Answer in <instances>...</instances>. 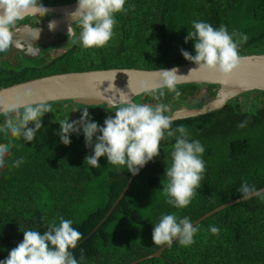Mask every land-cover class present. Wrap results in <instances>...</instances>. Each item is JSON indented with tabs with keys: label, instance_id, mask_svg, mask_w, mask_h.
Wrapping results in <instances>:
<instances>
[{
	"label": "trees",
	"instance_id": "1",
	"mask_svg": "<svg viewBox=\"0 0 264 264\" xmlns=\"http://www.w3.org/2000/svg\"><path fill=\"white\" fill-rule=\"evenodd\" d=\"M73 1L40 3L54 6ZM125 9L114 14V35L103 47L85 48L71 41L50 60H31L19 68L0 62V88L54 73L153 70L192 63L181 49L196 55L194 41L185 43L188 32L195 31L194 21L214 28L224 25L229 34L246 35L247 41L239 42L240 56L264 53V0H126ZM75 25L78 37L81 29ZM233 39L240 41V36ZM217 88L216 84L186 83L177 85L179 97L165 89L159 101L149 92L134 96L133 101L167 104L170 111L166 115H170L181 104L200 107L214 97ZM48 103L52 112L41 118L35 138L31 142L15 139L11 156L0 169V261L23 240L24 231L42 233L49 223L59 224L63 217L83 234L78 246L71 249L78 264H264V199L258 196L228 205L195 224L199 227L190 246L175 240L159 257L142 259L162 246L152 239L162 215L187 216L194 222L215 207L242 197V183L257 190L264 187V91H249L231 98L219 110L173 120V129L184 125L189 141L198 140L205 148L206 170L187 207L170 204L164 190L175 143V137L166 136L159 155L133 176L125 194L93 233L131 172L126 165L109 164L106 156L99 158V168L92 167L85 157L94 154V145L86 146L82 130L70 134V144H63L57 134L59 121L78 120L86 107L89 118L103 126L108 116L115 115V108L83 106L71 100ZM3 122L0 115V124ZM6 142L0 134V143ZM21 157L24 162L13 167L12 161ZM211 226L219 228L218 235L210 231Z\"/></svg>",
	"mask_w": 264,
	"mask_h": 264
},
{
	"label": "clouds",
	"instance_id": "2",
	"mask_svg": "<svg viewBox=\"0 0 264 264\" xmlns=\"http://www.w3.org/2000/svg\"><path fill=\"white\" fill-rule=\"evenodd\" d=\"M125 3L126 0H77V8L71 16L81 31L77 37L70 26L68 38H71L73 44L80 43L85 48L105 46L114 35V14L127 11ZM48 11L40 0H0V53H8L16 46L15 30L20 21L36 14L42 17ZM48 27L50 30L54 29L56 22L50 21ZM193 28L195 31L188 32L185 43L188 40L194 41L196 55L181 49L184 58L195 62L199 70L217 72L224 77L231 76L242 61L239 42L247 41L248 37L235 32L229 34L226 26L214 28L203 21H194ZM35 31L38 36L39 29ZM238 35L240 41L234 40L233 37ZM177 72L176 67L161 69L157 87L146 88L142 83L141 88L157 101L165 95V89L179 97L177 85L184 76ZM112 87L114 85L110 84L109 89ZM15 104V107L5 104L0 108V115L4 117L3 124H0V134L7 140L6 143H0V169L6 166V160L11 156L14 140L22 137L31 142L42 127L43 115L52 112L51 104L44 100L25 103L23 97L18 96ZM113 107L115 115L108 116L103 126L89 118L86 107L78 120H60V131L57 134L61 142L70 144V134H79L82 130L86 146L94 145V154L85 157V162L99 168V158L106 156L109 164L126 165L127 170L136 175L147 162L159 155L160 143L166 136L175 137L171 152L172 163L166 168L168 183L164 190L170 197V204L177 208L187 207L196 195L206 170L202 159L204 146L198 140L189 141L188 130L184 125L172 128L173 118L166 115L170 111L167 104L157 103L153 106L130 102L124 98L119 105L114 104ZM29 124L34 127H29ZM245 124L246 121L242 122L240 127ZM23 162L21 157L12 161V166L18 167ZM239 191L243 199H249L253 195L264 199V191H258L254 185L246 182L241 184ZM198 227L187 216L178 218L175 214H165L154 225L152 239L156 245L171 246L175 239L181 246H190L194 243ZM210 231L218 235L220 230L211 226ZM82 239L83 234L73 227V221L61 217L59 224L49 223L42 233L37 230L24 231L23 240L10 250L8 257L0 261V264H78L71 249H75Z\"/></svg>",
	"mask_w": 264,
	"mask_h": 264
},
{
	"label": "water",
	"instance_id": "3",
	"mask_svg": "<svg viewBox=\"0 0 264 264\" xmlns=\"http://www.w3.org/2000/svg\"><path fill=\"white\" fill-rule=\"evenodd\" d=\"M43 6L49 10L48 13L44 15L46 16L45 21H42L36 26L25 25L22 27L28 32L29 36L32 37V40L28 41L27 47L22 46L23 48L21 47L19 50L27 52L33 50L35 51V56L40 52L41 47L51 45L59 34H67L69 27L71 26L73 28L74 18L71 16V13L77 8V0L66 4ZM32 16L40 15L36 14L31 15V17ZM50 21L56 22V27L52 30L48 27ZM36 29H39L38 36L35 31ZM34 45H37L38 48H35ZM25 48L29 49L25 50ZM13 52L7 53L2 59H9L13 56ZM241 57L242 61L240 66L234 70L233 74L229 77H224L217 72L199 70L195 62L162 68L172 69L176 67L178 69L177 74L184 76L178 85L186 83L218 85L214 97L200 107L181 104L179 107L175 108L170 114L173 120L196 117L210 111L219 110L231 98L249 91H264V53L242 55ZM160 70L161 69L108 68L44 75L1 87L0 101L3 103H0V108L4 107L5 104L9 107H15V101L18 96L23 97L25 103H32L40 100L47 102L71 100L72 103L83 106L104 104L107 108H111L114 104L119 105L124 98L130 102H134V96L148 92L141 88L142 83L146 88L157 87L159 80L158 73ZM110 84L114 85V87L109 89ZM133 176L132 173L129 175L125 187L91 233H93L98 225H100L111 213L115 205L128 189ZM258 191H264V187L258 189ZM242 200H244L243 197H240L221 204L192 223L195 225L212 213ZM166 247L167 245H162L156 251L142 259L159 257Z\"/></svg>",
	"mask_w": 264,
	"mask_h": 264
},
{
	"label": "flooded vegetation",
	"instance_id": "4",
	"mask_svg": "<svg viewBox=\"0 0 264 264\" xmlns=\"http://www.w3.org/2000/svg\"><path fill=\"white\" fill-rule=\"evenodd\" d=\"M44 17H40V16H28L26 17L24 20L19 22V26L16 28L15 30V40H16V46H13L11 51L8 53H12L13 52V56L10 57L9 59L3 60L2 58L7 55V53H4L2 56H0V62L2 61H8L10 62L9 65H11L13 68H19V66L21 65H27L28 63H31L32 61H35L36 59H46V60H50L53 59L54 57H56L57 55L61 54L64 49L68 46V41L71 40V38H68L67 34H59L57 36V39L51 44V45H45L43 47H41L40 52L37 53V56H35V51L31 50L29 52L24 51V50H19V48L23 47H27L28 45V41L32 40V37L29 36L28 32L25 31L22 27L25 25L28 26H36L38 24H40L42 21H45ZM76 22L73 23V28L76 32ZM22 47V48H23ZM35 48H38L37 45H34ZM29 48H25V50H27ZM57 50H62L61 52H57ZM33 57V58H31ZM197 97V96H195Z\"/></svg>",
	"mask_w": 264,
	"mask_h": 264
},
{
	"label": "rangeland",
	"instance_id": "5",
	"mask_svg": "<svg viewBox=\"0 0 264 264\" xmlns=\"http://www.w3.org/2000/svg\"><path fill=\"white\" fill-rule=\"evenodd\" d=\"M72 40L68 41V42H71ZM70 44V43H69ZM62 50H57V52H61Z\"/></svg>",
	"mask_w": 264,
	"mask_h": 264
}]
</instances>
